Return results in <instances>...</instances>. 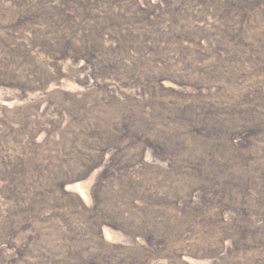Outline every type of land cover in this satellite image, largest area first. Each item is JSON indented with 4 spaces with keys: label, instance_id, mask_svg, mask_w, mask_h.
<instances>
[{
    "label": "rangeland",
    "instance_id": "1",
    "mask_svg": "<svg viewBox=\"0 0 264 264\" xmlns=\"http://www.w3.org/2000/svg\"><path fill=\"white\" fill-rule=\"evenodd\" d=\"M0 264H264V0H0Z\"/></svg>",
    "mask_w": 264,
    "mask_h": 264
}]
</instances>
